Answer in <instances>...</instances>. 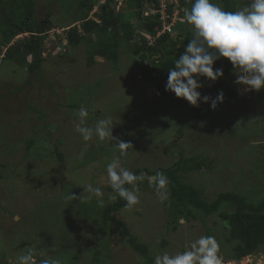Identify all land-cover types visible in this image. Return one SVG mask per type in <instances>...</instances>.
<instances>
[{
	"label": "rangeland",
	"instance_id": "1",
	"mask_svg": "<svg viewBox=\"0 0 264 264\" xmlns=\"http://www.w3.org/2000/svg\"><path fill=\"white\" fill-rule=\"evenodd\" d=\"M89 1L33 0L36 20L45 18L55 28L42 39L46 61L32 75L15 57L0 60V264H17V257L29 250L36 264L50 256L71 259L63 264H97L91 258L98 251L104 253L99 261L104 264H150L120 238L117 226L108 224L111 231L97 244L85 230L104 225L99 209L101 201L111 202L109 197L114 194L107 176V165L113 159L135 173L136 168H167L179 161L191 165L187 159L200 158L210 169L188 172L184 180L209 200L223 191H239L250 198L264 193V89L239 93L209 113L199 126L180 134L178 130L186 123L197 121L198 107L173 93L157 96L156 85L142 81L125 42L120 43L117 62L96 57L92 67L88 66L87 40L55 53L48 33L61 32L87 16ZM229 3L235 11L248 1ZM108 7L118 10L111 3ZM132 13L129 8L123 11L126 16ZM181 26L190 40L192 26L187 22ZM3 29L0 25V41L5 39ZM25 37L18 35L6 46ZM92 38L93 43L102 40L98 33ZM199 79L204 85L202 94L210 95L208 80ZM82 107L88 109L83 126L94 129L97 120L112 118L113 135L133 146L127 155L121 156L110 138L82 139L76 131ZM144 176L137 182L140 203L114 216L150 248L153 260L157 253L174 255L190 249L192 242L211 229L228 264L264 263L262 254L258 261L250 256L236 260V243L229 239V230L218 215L205 222L182 219L174 230L170 205L156 194V177ZM89 184L100 187L103 196L80 198L88 195L84 192ZM70 193L76 198L66 199ZM75 242H81L85 251L78 261L72 259L77 255ZM260 249L264 251V246Z\"/></svg>",
	"mask_w": 264,
	"mask_h": 264
},
{
	"label": "trees",
	"instance_id": "2",
	"mask_svg": "<svg viewBox=\"0 0 264 264\" xmlns=\"http://www.w3.org/2000/svg\"><path fill=\"white\" fill-rule=\"evenodd\" d=\"M2 1L4 2L3 5ZM181 1L182 4L186 2L185 0ZM214 2L220 4L226 11H233L229 0H217ZM86 4L88 6V13H90L93 9L94 0ZM142 5L143 0H128L118 13L110 7L105 6L99 15L101 19L100 24L92 20L84 21L81 24L83 33L79 31L78 27L74 26L65 31V35L68 38V43L73 47L78 46L85 40L89 42V48L87 49L89 67L96 64V57L112 61L113 63L117 62L121 54L120 43L125 42L132 50L135 57L134 62L136 67L139 68L142 81L147 85H156L157 96H163L171 93L165 90V84L168 79L167 73L170 68L174 67L175 60L183 54L185 46L189 42V37L186 32L177 37L166 33L158 39L154 46H147L144 40H137L140 37L138 33L140 29L155 32L158 28H161V22L157 18H140L138 8L142 7ZM21 7H24V10L19 11ZM126 8H129L131 12L133 10V13L127 16L123 14ZM18 12H22L20 19L17 18ZM35 13L33 0H0V25L5 29V31L3 29L5 39L0 41V52L3 46L11 43L13 38L23 33H30V37H25L22 41H17L14 45L7 46L6 58L15 57L19 63L26 64L27 70L32 75H34L35 71H39L46 61L41 55L44 33L54 28L52 23L45 18L37 21ZM85 18L87 16L81 20L83 21ZM96 33L102 37V40L93 43L92 36ZM55 53L58 52L55 51ZM29 57L31 58L30 62H28ZM215 63V67L223 68L224 76L215 82L207 78L206 80H208L210 85L209 91H211V96L215 97L220 90H223L225 93V100L218 105L219 107L227 104L234 97H238L239 92L237 89L239 85H236L234 81L240 73L239 69H235L226 58H221ZM212 111L210 105L204 103L203 106L196 109L197 121L195 123H186L178 130L179 133L182 134L183 130L188 127L196 128ZM58 155L59 159L62 160L61 153H58ZM200 160V158L199 160L187 159L191 165H182V162L179 161L167 168H163L162 166L155 169L149 167L136 168L135 173L147 174L149 178L156 177L155 183L157 173L162 172L168 177L169 183L166 186V191L169 195L165 205H170L168 208L172 215L174 230H176L175 228L182 219L187 221L190 219H200L202 222H205L209 216L218 215L229 230V239L236 243L233 248L234 253L238 257L236 260L241 261V259L247 256H258L260 258V254L264 256V251L260 249L264 246L263 191L261 190L262 194L256 198L247 197L239 191H223L219 192L214 199L209 200L203 191L184 180V176L188 172H201L210 169L208 164L206 165ZM240 174L245 176L243 173ZM245 180L248 179L245 178ZM125 187L131 186L125 185ZM237 188L235 187L236 190H238ZM100 205L99 210L104 225L99 228L89 226L85 229L94 238L93 242L97 244L96 241L106 238L112 229L108 227V224L113 226V228L117 226L119 235H121L120 238L127 240L135 252L146 258L150 264H154L150 248L146 244L141 243L127 225L114 216L115 213L126 207V202L117 198L115 201L101 202ZM206 235L213 236L212 230L208 229V234ZM74 245L77 255L72 259L81 260L80 254L83 253L84 255L85 252L82 243L75 242ZM86 249L89 250V247H86ZM103 255L104 253L99 254L98 251L94 253V256L91 258L92 261H90L92 263L95 261L97 264H104V260L99 262ZM69 259L66 257L62 261V264ZM228 263V261L224 260V264Z\"/></svg>",
	"mask_w": 264,
	"mask_h": 264
},
{
	"label": "clouds",
	"instance_id": "3",
	"mask_svg": "<svg viewBox=\"0 0 264 264\" xmlns=\"http://www.w3.org/2000/svg\"><path fill=\"white\" fill-rule=\"evenodd\" d=\"M127 1L123 3L122 7ZM146 3L147 0H143L142 7L138 8L141 19L152 18L143 16V8ZM95 4L96 0H94ZM184 5L186 6L185 21L178 24L177 34L173 35L177 37L184 33L185 30L181 25H185L186 22L192 26L193 31L183 54L175 60L174 67L168 70L165 90L173 93L177 98L190 102L192 106L199 107L200 103L203 102L209 104L211 110L215 111L218 105L224 102L225 93L220 90L215 97L202 94L200 89L204 85L199 78L204 77L212 82L222 78L224 76L223 68L215 67V62L221 58H226L235 69H239L240 74L236 76L234 83L243 86L237 89L241 95L264 89V0H248L245 6L235 11H226L213 0H186ZM189 7L190 10L187 11ZM116 13L118 12L116 11ZM89 16L90 13L85 20L76 21L73 25L62 30L65 32L76 26L83 33L82 22L95 21L88 19ZM180 28L182 29L181 32H179ZM157 31L149 32L140 29L138 31L140 37L137 40H144L145 42L141 33H156ZM44 34L47 36L46 32ZM21 35L24 36L25 33L19 36ZM145 45H147L146 42ZM2 53L3 47L0 55ZM41 55L43 56V49H41ZM3 58H6V52L4 56H0V60ZM87 117L88 109L80 108L76 131L84 141H90L94 135L101 141L110 138L115 142L120 155H127V150L133 146L130 142L118 139L113 135L114 127L111 117L97 120L94 129L83 126ZM107 176L114 193L109 197L110 200L115 201L120 198L126 202V207L129 208L140 203L137 182L145 178L143 173L137 175L127 168L121 167L120 160L117 158L107 165ZM168 183V177L164 173H157L155 188L156 194L161 200L168 198L166 191ZM125 185L131 187H125ZM84 193L88 195L83 194L80 198L85 200H90L93 196L97 198L103 196L100 187H93L90 184L86 185ZM74 198L76 196L72 193L66 197L69 200ZM33 255L31 250L19 255L17 264H36ZM255 257L257 258V256ZM39 264H62V261L58 257L50 256L49 258H41ZM154 264H224V257L220 252V245L216 238L205 235L192 242L190 249L186 251L177 252L174 255L166 251L157 253L154 257Z\"/></svg>",
	"mask_w": 264,
	"mask_h": 264
},
{
	"label": "built area",
	"instance_id": "4",
	"mask_svg": "<svg viewBox=\"0 0 264 264\" xmlns=\"http://www.w3.org/2000/svg\"><path fill=\"white\" fill-rule=\"evenodd\" d=\"M125 1L126 0H96V4L90 12L88 19H93L96 22L101 23L98 15L102 12L105 5L110 3L114 4L118 7L117 12H119ZM185 12L186 6L182 4L181 0H147V3L143 8V16L157 18L161 22V28L158 29L156 33H141L146 44L150 46L155 45L157 40L166 33L177 34L178 24L185 21ZM51 31L48 33V38L55 43L54 48L56 49V52H66L68 39L67 36L63 35L64 30H61V32ZM25 35L30 36V33H25ZM7 48L8 47H3V53L0 55L1 57L4 56ZM250 258H253L256 261L259 259L255 256H250Z\"/></svg>",
	"mask_w": 264,
	"mask_h": 264
},
{
	"label": "bare ground",
	"instance_id": "5",
	"mask_svg": "<svg viewBox=\"0 0 264 264\" xmlns=\"http://www.w3.org/2000/svg\"><path fill=\"white\" fill-rule=\"evenodd\" d=\"M231 263H232V262H231ZM231 263H230V264H231ZM234 264H237V263H234Z\"/></svg>",
	"mask_w": 264,
	"mask_h": 264
},
{
	"label": "water",
	"instance_id": "6",
	"mask_svg": "<svg viewBox=\"0 0 264 264\" xmlns=\"http://www.w3.org/2000/svg\"><path fill=\"white\" fill-rule=\"evenodd\" d=\"M141 12V11H140ZM140 17H141V13H140Z\"/></svg>",
	"mask_w": 264,
	"mask_h": 264
},
{
	"label": "crops",
	"instance_id": "7",
	"mask_svg": "<svg viewBox=\"0 0 264 264\" xmlns=\"http://www.w3.org/2000/svg\"><path fill=\"white\" fill-rule=\"evenodd\" d=\"M248 1V0H247ZM246 5V4H245ZM76 23V22H75Z\"/></svg>",
	"mask_w": 264,
	"mask_h": 264
}]
</instances>
